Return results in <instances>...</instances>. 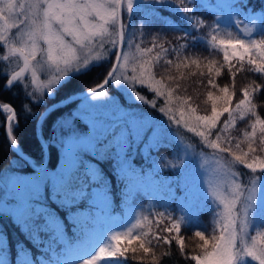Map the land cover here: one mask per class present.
<instances>
[{"label":"snow or ice","instance_id":"snow-or-ice-1","mask_svg":"<svg viewBox=\"0 0 264 264\" xmlns=\"http://www.w3.org/2000/svg\"><path fill=\"white\" fill-rule=\"evenodd\" d=\"M247 0H243L246 6ZM36 12L43 10L44 21L38 24L35 19L32 27L27 32V40H24V33L20 31L21 25L28 19L23 15L25 3H17V0H0V50L7 49L8 55L3 56L7 60L9 56H20L23 59V67L14 71L10 78L5 73L4 88L8 90L14 82L21 80L24 73L31 71L32 83L37 85L41 96L37 97L38 103L44 102V94L54 96V86H61L70 83L72 79L79 76L91 67H98L101 62L115 60L111 63L103 82L97 87L88 89L84 94L86 103L78 113H71L69 120L77 117L86 119L90 131L85 135L81 134L71 124L65 125L62 129H53V138L57 136L58 143L62 146L63 160L55 172H50L43 166L38 169L35 176H14L11 183L16 191L17 204L12 206L10 211L16 217V222L23 226L26 232H30V238L39 247L42 243L47 246L43 249L45 253L51 252L50 259L38 258V264H73L72 257H79L78 264H124L129 250L137 252V248L130 247L134 242H139V248L144 253L152 251L147 244L148 232L140 231L134 234L137 227L143 228L148 221L144 216L138 219L136 224L126 230L113 232L108 239L101 243L92 254L84 253L80 257L82 247H73L66 236V225L64 219L75 225L73 231L82 244H87L94 229L104 219L102 213H106L110 197L111 179L100 167L103 163L111 165L112 175L120 180H127L126 194L132 188L140 185L144 177L134 165L136 150L145 160L150 159V151L158 148L160 139V128L154 127V122L140 116L132 109L122 108L115 97H110L103 89L106 85L114 84L130 100L141 101L144 104L157 108L156 99H148L137 88L140 86L152 93L156 98L163 97V106L159 111L168 116L169 121H175L177 125L183 124L189 132L195 133L208 148L220 153H227L230 159L225 157L223 165L224 175L227 177L226 191L219 189L211 194L214 197L213 203L221 208L217 213L216 226L219 228V235L211 236V251L208 250L210 243L203 231H196L195 236L199 237L203 244L200 245L202 254L193 255L191 260L196 264H248L246 258L264 264V157L255 155L257 151H264V119L256 112V105L251 97L259 89L264 93V85L245 86L242 89V97L235 104L232 103L235 91L230 92L229 86L219 87L222 95H214L212 91L207 92V100L211 101L210 114L196 115V107H192L187 98L176 95L183 85L175 76L160 75L157 79L156 67L162 59V54L167 56L169 49L163 44H156L160 33L153 37L152 47L135 46V52L119 51L126 41V28L131 29L127 34V46L132 47L133 38L139 32L144 35L140 28L135 26V18L139 17L141 27H147L150 23L159 21L170 25L171 21L160 14L159 9L163 8L178 14L189 25L185 29V35L180 39H199L192 36L190 29H197L204 25V21L196 15L200 10H215L227 12V18L239 14L242 7L239 0H217L213 5L210 0H34L29 5ZM126 9L128 18H122V10ZM219 19V18H218ZM253 27L256 26V18L250 20ZM56 25V27H53ZM213 33H219L221 25L215 23L208 25ZM13 29L17 31L13 32ZM249 30L246 28L245 32ZM231 35V34H229ZM264 36V32L261 33ZM69 37L70 39H66ZM22 40L17 46L14 41ZM41 42L46 48L41 47ZM111 45L109 52L105 44ZM159 51L152 55L154 48ZM185 45L180 44L172 49L176 52L179 63L175 67L179 69L188 63L199 66V57L181 58L179 49ZM211 47L219 49L223 53V61L227 64L229 72L232 71V61L243 65L251 66L250 70L255 73H264V38L259 40L219 39L218 34L211 36ZM37 53H46V60L37 61L36 65L30 66V60H36ZM214 61H209L207 68L209 74L215 70V75H221V69H214ZM167 65H172L171 59L166 60ZM43 71L48 78L38 83L37 71ZM167 71V69H165ZM167 81L172 84L165 83ZM208 85L217 88L218 85L208 79ZM29 96L34 93H28ZM173 99L178 102L177 110L171 106ZM218 101L220 102L218 104ZM26 110L30 111L28 105ZM0 109L7 113V132L12 135L13 121L16 113L8 103L0 104ZM227 113L228 119L224 121V127L218 129L221 117ZM243 120L247 116L255 117L251 123V131H245L247 138V151L241 148L237 142L235 148L240 152L233 151L231 141L225 137V143L229 146H222L221 133L229 126L235 124L236 116ZM259 133V135H258ZM215 138H212V137ZM259 141L258 147L253 145ZM146 141V142H145ZM45 144L47 141L44 142ZM11 144L16 145L15 136ZM91 156L92 159H86ZM153 163L155 164V160ZM178 164H183L179 160ZM178 164H172L173 168ZM236 165H242L250 169L253 174L247 183H240L237 180L241 173L233 172ZM184 172V169H181ZM259 173V174H257ZM48 188L50 196L45 198L44 190ZM259 190V197L257 191ZM243 198V206L241 204ZM51 201L49 203L48 201ZM56 207H52V205ZM87 204L95 206L97 211H81L80 205ZM61 212L65 217H61ZM161 218L165 213H158ZM170 227L163 231L171 232L173 229L179 233L181 224L188 218H171ZM143 221V222H142ZM161 221H157L160 223ZM150 227V224L147 225ZM255 226V235L248 238L247 229ZM215 231V229L213 230ZM43 236H47L45 241ZM157 241L163 239L165 243H171L168 237L155 236ZM64 245V252L67 258H60L55 251L56 244ZM181 250L184 248V239L177 240ZM127 245V246H125ZM123 258V259H122ZM0 264H8L5 256L0 255ZM17 264H34V261L23 246H21Z\"/></svg>","mask_w":264,"mask_h":264},{"label":"rangeland","instance_id":"rangeland-1","mask_svg":"<svg viewBox=\"0 0 264 264\" xmlns=\"http://www.w3.org/2000/svg\"><path fill=\"white\" fill-rule=\"evenodd\" d=\"M20 2L25 3V10L23 15L20 17V19H23L24 16L28 17L25 23L20 27V31L25 34L24 40L26 41L27 40L26 34L32 27L33 19H35L38 24H42L44 21V14L42 9L36 12L35 9L29 7V5L34 3V0H17V3ZM97 2H99V0H97ZM210 2L216 4L217 0H210ZM122 14L123 15L127 14L126 9L122 10ZM212 22H214V24L219 23L221 25V29L219 33H213L211 28L207 26L205 27V30L208 34V42L207 40L206 42L209 48L211 49H213L211 47V36L213 34H218L219 39L240 38L245 40H259L261 38H264V36L261 35V33L264 32V28L260 29L261 27L259 21H257L256 26L253 27L250 21L240 19L238 16H234L231 19H228L227 12L225 13L219 12L218 15L214 17V20ZM135 26L141 29V22L136 20ZM53 27H56V25H53ZM246 28L249 30L248 32H245ZM15 31L17 30L13 29V32ZM138 37L139 38L141 37L140 33L138 34ZM66 39H70V38L66 37ZM23 42L24 41L22 40H16L14 41V44L19 46ZM107 45H109V50L111 51V45L106 43L105 48L107 47ZM135 46L136 44L132 42V47L131 48L127 47L126 50L123 49V51L135 52ZM41 47L46 48V45H44L41 42ZM209 48L207 47V50L212 55H215L217 53L216 51H220L219 49H213L214 50L213 51ZM5 55H8L6 48L3 49V55L1 57V61H5L6 63L10 64L12 68V71L10 72L11 74L14 71H19V69L23 67L22 57L18 55L9 56L7 60H4L3 56ZM108 55L109 54L105 55V57L107 58ZM176 55L177 54H173L171 56V57H176L173 59L174 63L172 65L163 67L158 70L157 67L161 65L159 62V65L156 67V69H154L158 73L157 79L160 78L161 74L164 75L165 78L168 75L175 76L177 80L183 85L181 89L176 90V95L185 98H187L188 96L193 97V100L189 101V104H191L192 107L197 108V112L195 113L196 115L210 114L211 101L207 100V92L212 91L214 95L217 96L222 95L219 92V87L212 88L207 83L208 79H212L214 82H216L213 78H211V75L215 73V70L211 74H209L207 68L209 60L208 58L206 59L203 56H201L200 52H190L188 54L180 56L181 58L191 57L192 59L199 57V66L188 63L187 67H184L182 65L179 69H177L175 67V64L179 63V60L177 59ZM42 60H46V53L43 54V56L41 53H37L36 60H30V66L36 65L37 61H42ZM114 60L115 58L111 57L109 61L110 63H108L109 69L111 67V63H113ZM165 69H167V71H165ZM37 77H38V83L48 78V76L43 71H39V70L37 71ZM165 83L172 84L173 82L167 81V79H165ZM14 84H20L22 86L29 87V93H34V95L30 97L35 100H37V97L41 96V92L37 90V85H34L32 83L31 71L24 73L21 80L18 82H14L13 85ZM58 87L59 86H54L53 91L55 92V90ZM106 87L107 86H105L103 90L106 91L110 97H115L117 103L122 108L134 110L140 116V118H144L145 116L150 118L154 122V127L158 126L160 128L161 135L158 141L159 145L167 146L168 148H170V150L169 152H162L159 155H155L150 152L149 155L151 158H154L155 164L153 163V159L151 158L145 160V162L149 163L150 166L148 165L146 166V173L143 176L144 177L143 182L140 185L132 188V190L130 192H127V194L125 188L124 201H120V202L114 201L113 199L114 196L110 194L109 195L110 202L107 211L106 213H102L104 219L94 229L93 234L89 237L87 244H82L80 239L73 238V242H72L73 247L75 248L78 245L82 247V251L80 252V257H82L85 252L88 254H92L94 251L98 249L101 243H104L108 239V236L111 233L123 231L129 227H132L133 225L136 224V221L138 219L142 220L144 216L148 217V221L145 223V226L143 228L140 227L135 228L134 234L140 231H146L147 225L151 223L150 221L152 219V214L155 213V208H161V209L176 208L177 209L176 215L178 218L180 217L188 218L182 224L191 227L194 231H203L204 228L202 227L206 224V222H209V224L216 229L215 231L209 233V235H205L206 238H209L210 240L208 250L211 251L212 250L211 236L219 235V228L216 226L215 222L219 218L217 213L221 211V208L217 207V205L213 203L214 197L212 196L211 193L217 189H219L220 191H226L227 186L225 181L227 177L224 175L223 165L225 162V157L230 159V156H228L227 153H220L218 151H214L213 149L208 148L206 145L203 144L200 137L196 136L195 133L189 132L188 129L183 124L177 125L175 121H169L168 116L159 111V107L163 106V102H164L163 97L156 98L150 92H147L150 94L142 93L148 99L157 100V108H152L151 105L144 104L141 101H136V100L130 101L125 96V94L121 92L114 84H112L113 90L107 89ZM137 88H141L142 90L145 91V89L140 86H137ZM232 91H235V96L233 98L235 101L238 102L239 99L243 98L242 94L239 93L240 91L238 92L234 89H232ZM74 95L77 94H72L68 98ZM47 96L49 95L44 94V99ZM72 102H74V104L66 112H64V114L58 119V121H56L57 123L55 124V128L62 129L65 127V125L71 124L76 129H78L81 134L86 135L90 131V127L86 119L77 117L75 120H69V115L71 113L80 112L84 108L86 103H96V102L85 101L83 98H80ZM70 103L66 105H69ZM219 103L220 102L218 101V104ZM171 106L173 107L174 110H177L179 105L178 102L175 99H173V103ZM5 114L8 115L7 113ZM225 120H226L225 116H222L221 121L218 124V129H222L224 127ZM233 126H229L226 131L221 133L220 142L222 146H229L225 143V139H224L225 137H228V139L231 141L230 146L232 147L233 151H236L237 154H240V152L235 148V145L233 144L235 140L233 139L232 134L228 136L229 133L233 131L234 129ZM6 133L8 139L10 140L13 137V134L9 135L7 130ZM40 136H41V131H40ZM58 138H59L58 136L55 139L53 138L52 139L53 142H51L50 145L55 146L56 150L58 151L60 162L56 169H47L46 166L45 168L50 172H55L60 167L63 160L62 146L60 143L57 142ZM212 138L215 137L213 136ZM40 139L43 142H45L42 136L40 137ZM39 142L43 146L40 140ZM44 145L47 146V150H48V144L44 143ZM245 145H247V142ZM253 146L258 147V144L256 143ZM142 147L143 144L140 145V148ZM140 148H138L137 150H139ZM243 150L247 151V147L243 148ZM255 155L264 157V151L258 150L257 153H255ZM48 156H49V151H48ZM87 158L91 159L92 157L87 156ZM179 160H183V164H178ZM172 164H178V167L173 168L171 166ZM21 167H22L21 164H19L16 159H12V161L10 160L9 165L6 168H4L0 174V212H4L8 215H11V217L12 216L14 217V215L10 211V209L12 208V206L17 204V200L15 198L16 191L11 183L12 177L14 176L32 177L35 176L38 172V170H33V172H29L28 170H22ZM106 168L112 174L111 165L108 164ZM181 169H184V172H181ZM169 170H171V173H169ZM232 171L242 174L237 177V180L240 183H247L248 180L253 175L250 169H246L242 165L234 166ZM166 173L170 174V176H167ZM128 183L129 182L126 181V186L128 185ZM44 195L45 198L50 196V191L48 188H45ZM257 197H259V190L257 191ZM48 202L51 203L50 200ZM242 206H243V198L241 204L238 205V207H242ZM52 207H56V206L53 204ZM116 207L119 209H117V211H112V208H116ZM94 208L96 207L94 206ZM95 211H97V209ZM16 224L17 223H15V225ZM73 229L74 226H72V231ZM67 230L68 229H66V236L69 238L70 233L67 232ZM255 232H256L255 226H250L247 229L249 242H250V237L252 235H255ZM193 242H195L196 244L197 243L203 244V241H201L199 238L194 239ZM60 251L62 252L60 258H67V254L64 252V245L61 246ZM0 252H1L0 255L5 256L7 259L8 256L7 253H3L2 251ZM78 259L79 257L76 256L72 257L73 264H78ZM246 259L248 261V264H258L257 261H252L251 258H246ZM7 261L8 264H10L9 258L7 259Z\"/></svg>","mask_w":264,"mask_h":264},{"label":"trees","instance_id":"trees-1","mask_svg":"<svg viewBox=\"0 0 264 264\" xmlns=\"http://www.w3.org/2000/svg\"><path fill=\"white\" fill-rule=\"evenodd\" d=\"M239 2H241L242 7L240 8L239 14L236 16L246 21H250L251 18L256 17L257 21L260 22V29H263L264 0H247L246 6H243V0H239ZM159 12L162 16L167 17L171 21V24L165 25L159 21L150 23L147 27H141V31L144 33V35H141L139 38L138 32L132 41L136 45L138 43L140 47H152L153 37L155 34L160 33L161 38L156 41V44H163L165 48L169 49V53L167 56L162 54V59L160 60L161 65L157 67L158 70L169 66L166 64V60L171 59L173 61V59L176 58L171 57L173 54H176V52H173L172 49H175L178 45L183 44L185 47L179 49V56H183L190 52H200L201 56L206 59L208 58L209 61L215 62L214 69H221V75L219 77H217L215 73L211 75V78L216 81L215 83L218 85V87L228 85L230 92H232V89H234L238 92L240 91L239 93L242 94V89L245 86H249L251 91L252 86L264 85V73H255L254 71H251V66L247 64V60L244 61L243 65L236 61H232V71L235 72V76H233L228 70L229 66L223 61L222 51H216L217 53L212 55L207 50V47L209 48L207 45L208 34L205 30V27H208V25H214V22L212 21L220 11L215 12L214 10H200L196 12V15L204 21V25L197 29H190L192 36L199 37V39L195 40L191 38L180 39L185 35L184 30L189 29V25L178 14L163 8L159 9ZM128 16L129 14H122V18H128ZM136 20L141 22L139 17L135 18V23ZM125 31L126 41L123 45V49L126 50L128 47L127 34L131 31V29L126 28ZM106 49L109 50V45H107ZM157 51H159V47L154 48L152 55H155ZM109 53L110 50L109 52H106L105 55ZM2 55L3 50H0V104L8 103L16 113V117L13 121L12 131L13 136H15L17 139V144L15 146L21 153L28 157L34 165L42 166L45 161L46 154L37 137V123L42 114L49 106L67 99L70 95L88 91V89L97 87L99 84H101L104 77L106 76L107 71L109 70L108 63L110 62H101L98 67H91L90 70L86 71L85 73L74 77L70 83L64 85L63 87L59 86L55 90L54 96H47L43 103H38L37 100L31 98L28 95L29 87L27 86L14 84L8 90L4 88L5 73L7 74V77L10 78V72L12 71V68L10 64L6 63L5 61H1ZM106 88L112 89V84L107 85ZM138 90L143 94L148 92L146 90H142L141 88H138ZM251 99L253 104L256 105L257 115L264 119V93L257 89L256 93L251 97ZM236 102L237 101L233 99L231 106L233 109H235ZM73 104L74 102L64 106L61 109L51 111L41 120V136L44 141H47L46 144H48L49 151L48 165L46 167L47 169H56L59 165L60 161L58 151L56 150L55 146L50 145V143L53 142V129L57 123L56 121H58L64 112H66ZM26 105L30 107V111L26 110ZM227 115V113L223 115L225 116L226 120L229 118ZM254 119L255 117H251L250 115L245 117L243 120L236 116L235 124L233 126L234 129L228 135L230 136L232 134L233 139L235 140L233 142L234 145L239 142L242 149L247 147V145H245L247 138L244 136V132L251 131V123L254 121ZM6 122L7 115L3 110L0 109V174L1 171L9 165L10 160L12 161V159H16L17 162L21 164L22 170L33 172V169L29 167L28 163L22 157H20L18 152H16L11 145L6 133ZM256 143L259 145L258 140ZM169 150L170 148L167 146H160L151 150L150 152L152 154L159 155L162 152H169ZM85 158L89 159L87 156ZM133 162L137 170L140 171L141 176H144L146 173V166H150V164L145 162V158H143L142 154L140 153V149L136 151V156ZM108 164L109 163H103L100 165V167L111 179L109 195L112 194V196H114V201H124V190L126 188L127 180L117 181L110 171L107 170L106 167ZM169 173H171V170H169ZM166 175L170 176L168 173H166ZM117 209L119 208H112V211H117ZM80 210H90L95 212L96 208H94V206L89 207L87 204H81ZM161 212L165 213L163 218L157 215ZM176 212V208H155V213L152 214V219L150 221V227L147 226L145 231L149 233L147 240L151 241V243L147 244V246L150 247L152 251L149 253H144L143 250L139 248V242H134L130 247L137 248V252L132 253L129 250V252L126 253L127 259L124 261V264H196L195 261L191 260V257L193 255L202 254V249L200 247L201 243L196 244L193 242L194 239L199 238L195 236L196 231L183 224H181L179 233H177L174 229L171 232L163 231L165 227H170V218L167 214L170 213L171 218H178ZM61 217L64 218L65 213L61 212ZM161 220L162 222L157 223V221ZM15 223H17L15 216L11 217V215L0 212V251L7 253V259L9 258L10 264H17L18 253L21 246H23V249L31 255L34 264H38V258L40 257L50 259L52 253H45L43 251L47 245L42 243L39 247H37V245L30 238V232H26L21 224L17 223L15 225ZM64 223L66 225V229H68L67 232L70 233V237L68 238L69 243L72 244L73 238L77 239L76 233L72 231V226L75 227V225L66 218L64 219ZM202 228H204L203 232L205 235H209V233L215 229L209 224V222H206ZM157 235L160 237H168L171 243H165L163 239L157 241L155 239V236ZM181 237L184 239L183 250H181L179 243H177V240H179ZM43 239L46 241L48 237L43 236ZM61 246L62 244L57 243L55 247L58 257H61Z\"/></svg>","mask_w":264,"mask_h":264},{"label":"water","instance_id":"water-1","mask_svg":"<svg viewBox=\"0 0 264 264\" xmlns=\"http://www.w3.org/2000/svg\"><path fill=\"white\" fill-rule=\"evenodd\" d=\"M122 49H123V46H121V47H119V51H122ZM107 86V85H106ZM87 92L88 91H86V92H83V93H79V94H77V95H74V96H71L70 98H68L67 100H63V101H61V102H58V103H56V104H54V105H52V106H50V107H48L46 110H45V112L42 114V116H41V118L39 119V121H38V123H37V135H38V138H39V140L41 141V143L43 144V148H44V150H45V152H46V159H45V162L43 163V167L45 168L46 166H47V163H48V150H47V146L46 145H44V142L40 139V123H41V120L48 114V113H50L52 110H54V109H58V108H61V107H63L64 105H66V104H68V103H70V102H72V101H75V100H78V99H80V98H83V96H84V94H87ZM1 110H3V109H1ZM14 110V109H13ZM15 112V111H14ZM6 130H7V122H6ZM12 139V138H11ZM11 139H10V142H11ZM13 146V148H14V150L16 151V152H18V154L20 155V157H22L27 163H28V165H29V167L31 168V169H33V170H38L40 167H36V166H34V164L32 163V161L28 158V157H26L23 153H21L18 149H17V147L15 146V145H12Z\"/></svg>","mask_w":264,"mask_h":264},{"label":"bare ground","instance_id":"bare-ground-1","mask_svg":"<svg viewBox=\"0 0 264 264\" xmlns=\"http://www.w3.org/2000/svg\"><path fill=\"white\" fill-rule=\"evenodd\" d=\"M33 163V162H32ZM34 166H36V165H34ZM36 167H40V166H36Z\"/></svg>","mask_w":264,"mask_h":264}]
</instances>
